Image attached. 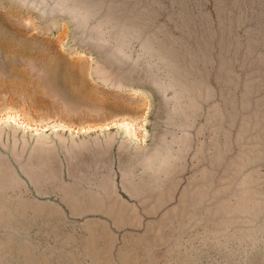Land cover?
Wrapping results in <instances>:
<instances>
[{"label":"rangeland","instance_id":"374dc122","mask_svg":"<svg viewBox=\"0 0 264 264\" xmlns=\"http://www.w3.org/2000/svg\"><path fill=\"white\" fill-rule=\"evenodd\" d=\"M0 264H264V0H0Z\"/></svg>","mask_w":264,"mask_h":264},{"label":"crops","instance_id":"0c3cea01","mask_svg":"<svg viewBox=\"0 0 264 264\" xmlns=\"http://www.w3.org/2000/svg\"><path fill=\"white\" fill-rule=\"evenodd\" d=\"M107 172H114V169L111 167V164H108Z\"/></svg>","mask_w":264,"mask_h":264}]
</instances>
